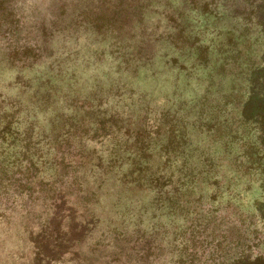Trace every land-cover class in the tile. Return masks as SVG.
<instances>
[{"label":"rangeland","instance_id":"1","mask_svg":"<svg viewBox=\"0 0 264 264\" xmlns=\"http://www.w3.org/2000/svg\"><path fill=\"white\" fill-rule=\"evenodd\" d=\"M108 2H78L97 10L100 29L84 17L89 24L55 19L51 0H0V264H180L181 251H192L185 245L189 236L198 246L195 264L219 262L218 229L252 240L254 256L264 252V173L250 174L232 155L249 148L245 133L257 129L230 113L238 111L231 105L214 108L216 102L204 98L198 65L202 50L218 64L244 47L250 0H133L145 11L143 19L126 18L111 6L99 11ZM138 20L147 31L132 44L142 42L139 55L154 54L160 75L153 68L135 73L115 34L102 29L124 22L135 27ZM260 31L252 26L251 40ZM256 37L261 40L253 48L264 44L262 35ZM165 53L178 55L186 70ZM232 70L222 93L240 98L244 79L239 67ZM88 118L98 130L90 132L84 122L85 137L67 140L63 125L82 126ZM157 122L163 124L159 142L177 149L171 158L140 153L143 127ZM208 153L214 159L202 176L208 182L181 197L189 217L155 208L163 222L154 229L150 216L137 215L150 212L157 196L156 183H124L137 164H148L149 175L164 168L158 175L170 187L168 170L202 169ZM216 213L222 222L204 232L205 217Z\"/></svg>","mask_w":264,"mask_h":264},{"label":"trees","instance_id":"2","mask_svg":"<svg viewBox=\"0 0 264 264\" xmlns=\"http://www.w3.org/2000/svg\"><path fill=\"white\" fill-rule=\"evenodd\" d=\"M102 1V0H101ZM133 0H109V2L106 4L105 9L101 8L99 11H105L108 9L109 6L113 8H118V13L121 14L124 13L126 18L135 17L137 19L142 18L145 16V11L142 12V9L136 10L132 4ZM248 1V0H245ZM79 0H51L50 3V11L52 12V17L54 16L55 19L60 20L61 22L68 20L71 18L72 21L78 20V18H81L84 23H87L83 20L82 17H84L87 21H89L92 25L97 26L96 28H100L104 24L102 23V17L99 13H97V10H95L92 7L85 6L84 8H80L78 4ZM254 4L250 0V7H248V11L244 12V20L246 24H249L250 27L247 29L244 38V47L238 50V54L234 55L233 57H230V59H225L222 62L215 64L210 63V60L207 59V54L204 50H202L200 53H198L200 57V63L198 64L202 68L203 76L205 77L204 82L200 85L204 86L205 88V95L204 98L206 100L212 99L216 102V105L213 107L216 108V106H219L220 102H224V104L229 108L231 105V109L237 111V112H231L230 113H236L239 118L244 122L245 125H254L257 129V134L251 133V131H248L249 133H245L247 136L248 149H243V152H233L232 155L237 160H240L239 157L242 159L240 163L242 162V165L245 166L248 170V172L251 174H263L264 173V49H261V47L264 46V44H257L258 48H253L254 45H256V42L258 41V38L256 37L258 34L263 36L264 39V0H253ZM100 4V3H99ZM123 16V15H122ZM150 15H147L144 17L146 20L150 19ZM143 19V18H142ZM139 21V20H138ZM113 23V22H111ZM89 24V23H87ZM99 24V25H98ZM258 26V28H261V31L257 33V35H254V40L252 39V35L250 34V29L252 26ZM247 27V26H246ZM106 33L115 34L114 39L115 43H119L120 46L123 48L122 51H125L124 55H127L128 58L126 59V63L133 61L134 64H136V70L135 73H139L140 71H145L147 68H153L152 73H156L154 66V54L151 53H145L143 55V51H141V55H139L137 47L142 44V42H138L136 45L132 44V39L135 36H141L143 32L147 31L146 27L141 23V21L137 22L135 27H127L126 23H122L119 25H109L107 27L102 28ZM134 31V34L129 35L131 32ZM249 36V37H248ZM248 39V41H246ZM261 40V39H260ZM260 40L258 41L260 43ZM264 41V40H263ZM264 43V42H263ZM103 46L106 45V39L102 41ZM242 44V45H243ZM242 51V52H241ZM122 54V56L124 57ZM164 57H169L170 59L168 61H172V64H176L175 67L178 68L180 71H185L186 68L178 65V55H173V53H165ZM183 66H185L184 61L181 63ZM239 67L241 75L243 77V81L245 83V89H246V95H241L240 98L237 96L238 93L232 91L230 93L223 94L222 90H224V80L226 77L231 74H233V70ZM241 67L244 71V73L241 70ZM162 73V71H160ZM158 74V73H156ZM160 75V74H158ZM188 74L185 75L186 80L188 82ZM145 77V76H144ZM147 78V76H146ZM239 77L236 76L234 79V82ZM140 79V78H139ZM233 81V80H231ZM189 84V83H188ZM97 86V84H95ZM234 87V85H233ZM75 92V91H74ZM73 96V95H70ZM76 98V97H75ZM224 100V101H223ZM89 109H93V106H90ZM148 111V109H146ZM76 113V112H75ZM215 113H220V111L217 109ZM224 113V112H221ZM77 115V114H76ZM161 119H159L160 121ZM166 120H172V119H166ZM84 122H87V129L98 130V123L97 121H91V119H83L81 120L82 126L77 123H65L63 125V130L66 133L67 140H72L74 138L83 139L86 135V130L84 128ZM172 125V124H171ZM178 126V125H177ZM176 126V129H177ZM163 129L162 123H155L153 124L151 129L146 128L145 126L142 129L143 135H141L143 139V144L140 147V153L148 154L149 152L153 153V151L164 153L168 156V158H171V155H174L176 153L177 149H174L172 146V143H168L167 145H163L159 142L160 137V131ZM175 132L174 127H168V131ZM170 132V133H172ZM96 133V132H95ZM243 134V133H242ZM184 138V137H183ZM241 138H244L242 135ZM240 138V139H241ZM182 152V150L178 151ZM263 153V156L259 158V154ZM204 166L202 169H196V168H189V171L185 173H181L179 171L178 173H175L174 170L167 171L169 175V182L167 184L170 185V187H165L166 182L163 181L161 178V175L158 174L162 172L163 169L158 170L156 173H152V175L147 173V170L150 169L148 164H137L130 174L125 178L124 183L126 185H142L143 182H150L156 183L152 188L157 190L155 191L157 196L155 197L154 205H152V210L150 212H143L139 213L137 215H140L142 217L143 215H148L150 219V222H152L151 227L154 229H159L162 227V213L160 215L156 214L155 208H162L165 213L170 214H181L184 216V218L189 217L190 214H192V211L189 210L184 204H187V202L184 201L183 197L184 192L187 195V192L192 191L196 184H202L203 180L204 182L207 180L208 177L203 174L206 172V168L210 171L211 168L214 166V159H212L208 153V158H205ZM190 163V162H189ZM184 165V164H182ZM146 171V172H145ZM208 173V172H206ZM148 176V177H147ZM124 177V176H123ZM148 180V181H147ZM72 185H76L77 182L71 181ZM164 188V191H163ZM98 192L95 191L92 195L94 197L98 196ZM57 195V194H56ZM129 199H126L128 201ZM184 205V207H183ZM260 206V205H258ZM261 206L264 207V204H261ZM170 207V210L167 211V208ZM147 211V209H145ZM178 210V211H177ZM144 211V210H143ZM222 213H216L212 214L210 217H205L203 223V231H208L211 228V223L214 221L219 223L222 222ZM177 217H173V220L176 221ZM230 224L235 225L234 222H231ZM229 229V227H228ZM216 233H213V235H219L221 238L216 240V247L219 252L224 253L222 255V259L219 262H212V261H202L199 259V262L201 264H264V252L262 251L259 254H256L254 256L252 254V246L249 245L252 240L244 241L240 239L239 237L235 236L234 229L226 230L229 236L224 235V232L222 229L213 230ZM203 232V233H204ZM223 232V234H221ZM234 232V233H233ZM211 235V234H210ZM194 236V235H193ZM187 248L188 246L192 248L191 252H187L188 249L184 248L180 256L178 257L180 264H195L194 257L197 256L198 246L193 242L192 237L189 236L186 238ZM146 255H143L145 257ZM142 257V258H143ZM218 257V256H217Z\"/></svg>","mask_w":264,"mask_h":264}]
</instances>
